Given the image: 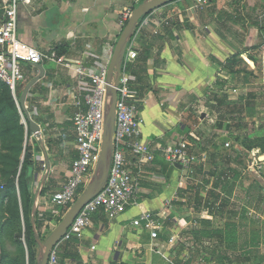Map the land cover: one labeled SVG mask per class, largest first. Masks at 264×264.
<instances>
[{
    "label": "crops",
    "instance_id": "crops-1",
    "mask_svg": "<svg viewBox=\"0 0 264 264\" xmlns=\"http://www.w3.org/2000/svg\"><path fill=\"white\" fill-rule=\"evenodd\" d=\"M145 1L151 0H33L29 6L19 5L20 39L39 51L53 50L59 58L57 63L42 65L44 78L30 90L26 101L30 115H37L43 124L37 123L44 146L40 143L43 151L34 156L32 177L35 212L45 210L46 214L52 210V198L68 181L78 157L73 117L79 91L77 81L63 64L83 62L94 69L110 66L126 27L125 13ZM4 4L5 0H0V20ZM160 17H169V23L158 24ZM148 18L152 21L147 26ZM260 30L264 33V0H205L203 7L194 0H172L140 20L127 46L138 56L124 62L121 73L129 78L130 103L143 120V141L159 150L186 138L189 152L198 162L187 169L184 177L157 151L154 162L143 166L137 205L114 220L101 212L94 215L82 239L61 240L54 248L57 264H176L171 252L180 245L186 249L177 260L187 264L184 258L189 256V245L211 243L212 238L189 237L193 222L180 215V207L189 193L188 181L201 183L199 178L204 181L208 176L207 168L227 159L225 145L230 143V136L224 128L212 125L216 98L210 100V95L216 90L218 76L228 84L231 75L224 72L223 66L238 53L245 64L256 68L249 59L251 54L264 69V48L253 49L258 45ZM24 67L32 69L20 99L26 86L40 74L34 66ZM20 113L24 120L21 106ZM126 157L136 173V157L129 151ZM230 165L238 169L232 162ZM94 173L92 170L82 193ZM58 210L63 211L61 207ZM143 212L162 215L155 240L149 231L134 225ZM196 224L199 229L201 225Z\"/></svg>",
    "mask_w": 264,
    "mask_h": 264
},
{
    "label": "rangeland",
    "instance_id": "rangeland-1",
    "mask_svg": "<svg viewBox=\"0 0 264 264\" xmlns=\"http://www.w3.org/2000/svg\"><path fill=\"white\" fill-rule=\"evenodd\" d=\"M256 44L253 49L263 50L261 39L258 38ZM2 51L0 47V53ZM30 69L24 65L21 67L25 77H28ZM238 69L243 73L228 77V84L218 93L215 112H212V125L220 126L229 133L230 148L227 154L230 158L227 156L226 161L218 166L216 162L207 168L208 176L204 181L199 178L202 184L189 180L194 191L188 189L189 193L182 202L183 207H180V215L193 222L192 230L197 229L195 223L202 228L203 222L210 221V230H222L224 239L221 242L220 238L214 236L211 243L194 247L189 245L186 250L189 256L184 258L189 264H203L213 253L209 264H264V201L261 200L264 196V161L260 160L264 157V69L262 66L256 69L245 62L235 67L236 71ZM247 72L253 75L247 84H243L242 78ZM23 84H18L16 97L0 84V264H39L41 249L35 234L41 241L42 237L46 240L48 234L60 224L57 219L62 215L58 207L51 204L54 216L38 231L35 222L37 212L30 202L26 203L22 194L24 179L30 182L29 191L32 195L35 184L33 176L27 178L26 168H23L27 147L33 159L43 151L39 147L43 142L32 134L20 113V91ZM252 113L255 115L250 117ZM31 117L40 124L37 115ZM231 162L242 171L241 180L230 186V179L226 184L227 191L223 194L216 192L221 195V200L215 202L209 196L213 191V183L224 175L233 177L229 172ZM101 172L102 169L99 175ZM196 191L203 194L201 201L195 199ZM205 194L207 197H204ZM223 200L227 201V206L221 214L218 207ZM44 213L45 210L39 215ZM234 224L237 226L235 231L226 228ZM30 226L35 240L29 236ZM192 230L189 228V237H192Z\"/></svg>",
    "mask_w": 264,
    "mask_h": 264
},
{
    "label": "built area",
    "instance_id": "built-area-1",
    "mask_svg": "<svg viewBox=\"0 0 264 264\" xmlns=\"http://www.w3.org/2000/svg\"><path fill=\"white\" fill-rule=\"evenodd\" d=\"M33 0H5L3 15L0 20V83L6 85L16 97L17 86L25 83L26 77L22 73L23 65L44 63H57L58 55L55 51H39L35 47L23 42L18 35L17 9L20 4L31 5ZM65 1V0H57ZM198 7L205 5V0H194ZM133 11L124 15L123 26L128 23ZM152 21V19L150 18ZM149 18L145 24H150ZM170 18L156 20L160 25L168 24ZM136 51L127 49L123 61H133L137 58ZM10 59V60H8ZM75 80L79 91V99L75 106L77 111L73 117L75 132V148L78 153L73 162L71 174L62 189L52 198V203L57 207L66 208L67 211L80 197V191L91 178L99 160L105 132V118L110 102L109 96V64L101 65L96 69L85 63H64ZM118 98L115 110V132L111 167L107 182L103 189L81 210L71 227L62 238L70 241L74 238L82 239L86 230L92 224V218L101 212L108 220H114L124 214L131 206L137 205L141 191V179L144 173L143 166L153 163L157 151L161 152L165 161L171 167L180 164L185 169L198 162L197 158L189 152L186 138L177 145L160 148L159 150L145 143L142 138L143 120L138 115L137 108L130 103L131 90L129 78L121 73L117 88ZM227 148L230 143H226ZM129 151L136 157L138 171L135 173L127 162L126 152ZM162 215L149 212L141 213L134 222L136 227L142 226L150 232L152 239L158 238L161 229L160 218ZM48 264H57V256L52 251Z\"/></svg>",
    "mask_w": 264,
    "mask_h": 264
},
{
    "label": "water",
    "instance_id": "water-1",
    "mask_svg": "<svg viewBox=\"0 0 264 264\" xmlns=\"http://www.w3.org/2000/svg\"><path fill=\"white\" fill-rule=\"evenodd\" d=\"M172 0H151L145 1L141 5L137 6L132 13L130 20L128 21L122 35L120 36L117 45L115 46L113 57L109 66L108 74V90L110 96V102L106 112L105 118V132L104 139L102 143L100 160L95 169L94 176L92 181L88 185L87 189L82 193V195L77 199L75 204L66 212L62 218L58 227L48 236V238L43 243L39 237L36 235V238L40 244L41 257L39 264H48L50 255L54 248L61 242L64 235L67 233L68 229L71 227L75 218L81 212V210L89 203L105 186L110 167H111V155L113 150V139L115 132V110L116 102L118 98L117 88L119 85V80L122 72V65L125 58L126 50L130 38L133 34V31L136 25L140 22L142 18L150 14L152 11L162 7L164 4ZM40 74L34 78L25 88L21 99L20 106L23 112V115L26 119L28 127L32 134L37 135L38 138L41 137L40 126L31 118L30 113L26 107V101L29 95L30 90L44 78V67L42 65L35 64ZM115 77V80H114ZM261 161H264V157H261ZM175 167L182 171L184 177H187L188 170L185 169L182 165L177 164ZM102 169L101 174L99 175V170Z\"/></svg>",
    "mask_w": 264,
    "mask_h": 264
},
{
    "label": "trees",
    "instance_id": "trees-1",
    "mask_svg": "<svg viewBox=\"0 0 264 264\" xmlns=\"http://www.w3.org/2000/svg\"><path fill=\"white\" fill-rule=\"evenodd\" d=\"M125 25H127V23H125ZM260 39L262 40V42L264 43V33H261V30H260ZM240 55L241 53H238L234 56H232L230 59H228L226 61V66H223V70L226 74H230L231 76L233 75H237L239 76L240 74L243 73L242 70H235V67L238 65V64H241V62L243 63L244 61L240 58ZM249 59L251 61H253L256 65V68L258 69L259 67V64H258V61L255 59V57H253L251 54L249 55ZM260 68V67H259ZM253 73L252 72H247L245 73V76L242 78V83L243 84H247L249 82V77L252 76ZM2 86H4V88L6 89V91H8L9 93L11 92V90L4 84L0 83ZM216 90L211 93L210 95V100L211 98L214 96L215 98H217V95L219 92L223 91L225 86L227 85V80L223 77H220L218 76L217 79H216ZM12 94V93H11ZM255 115V113H252L250 114V117H253ZM42 119L40 118L38 121L39 123H42L41 121ZM237 152L240 154V151L237 150ZM34 159H33V155H31V153L29 152V147H27V150H26V155H25V160H24V167L23 168H26V171H27V178L28 177H32L33 176V165H34ZM24 170V169H23ZM229 172L233 174V177L231 178L230 175H224L223 177L221 178H217L216 181L213 183V191L210 192V198L213 199L215 202L217 201H220L221 200V195L217 194L216 192H225L227 191V183L228 181L231 179L232 183L229 184L230 186H232L235 182L237 181H240L241 180V172L238 170V169H229ZM21 184V183H20ZM29 185H30V182H28L27 179H24L23 181V185L22 187L25 189V192L23 193V188L21 187V190H22V194H23V197L26 198V203L30 202L31 203V207L33 208L34 206V201L32 199V193H30L29 191ZM257 186H255L256 188ZM254 188V187H253ZM190 191H194V188L193 187H190L188 188ZM82 191H80L79 194H81ZM229 193V192H228ZM202 193H200L199 191H196V197L195 199L197 201H201L202 200ZM261 200L264 201V196L261 197ZM209 203H211L209 201ZM227 206V201L223 200V202L221 203V205L218 207V212L223 214V211L225 209V207ZM67 212V210L65 211H61L62 215L59 216V218L57 219V222H60L62 217L65 215V213ZM53 212L52 211H49L48 213L46 214H42V215H39V213L37 212L36 215H35V222H36V228L37 230H41L42 227L44 226L45 223L49 222L52 220L53 218ZM210 224L211 222L210 221H205L203 222L202 224V228L200 229H194L191 231V234H192V237H194L195 239L196 238H206V239H210L212 237H218L220 238V241L222 242V240L224 239V232L222 230H216V231H211L209 229L210 227ZM30 233H29V236L32 240H35V235H34V232L32 230V227L30 226ZM226 228H229L231 230H236L237 229V226L234 224V225H227ZM48 236V235H47ZM42 241L44 240V238L42 237L41 238ZM186 247L184 245H180L178 248L174 249L171 254L172 256L176 257V261H174L176 264H181L179 259L181 256H182V253L185 251ZM214 256V253L213 255L209 256L208 259H206V264H209L210 263V260L211 258ZM187 264H189L187 262Z\"/></svg>",
    "mask_w": 264,
    "mask_h": 264
}]
</instances>
